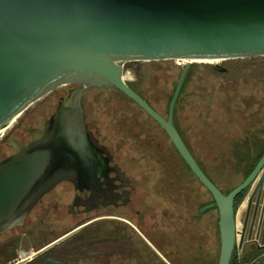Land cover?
I'll return each instance as SVG.
<instances>
[{"label": "water", "instance_id": "1", "mask_svg": "<svg viewBox=\"0 0 264 264\" xmlns=\"http://www.w3.org/2000/svg\"><path fill=\"white\" fill-rule=\"evenodd\" d=\"M254 56H264V0H0V153L7 149L2 139L8 129L20 120L41 119L65 85L77 84L64 104L31 130L28 142L17 143L0 160V235L21 225L58 182L82 188L98 179L108 163L86 129L82 95L89 88H115L161 125L210 192L213 202L200 211L217 206V264H229L236 234L234 198L259 175L258 182L264 181V154L224 193L183 143L173 110L191 63L216 65L212 61ZM166 59L185 62L165 119L127 84L123 68L128 61ZM42 264L84 263L48 258Z\"/></svg>", "mask_w": 264, "mask_h": 264}, {"label": "flooded vegetation", "instance_id": "2", "mask_svg": "<svg viewBox=\"0 0 264 264\" xmlns=\"http://www.w3.org/2000/svg\"><path fill=\"white\" fill-rule=\"evenodd\" d=\"M226 60L231 59L216 61V65H212L210 62H199L211 67V73L214 75L213 84L217 87L216 91L209 95L205 92L201 94L200 100L202 102L197 103L195 116L187 112L182 119L174 118L173 110L172 119L173 125L198 166L220 190L222 188L212 176L211 169L207 167L208 164L201 162V158L208 156L216 158V155H211V153L221 152L222 141L224 140L231 142L229 146L231 157H234V145L237 142L264 141V102L260 104L256 102L255 104H258V106L254 108L251 100L253 93L248 92L252 89L254 81L264 86V74L255 72L257 73L255 77L253 71L250 70V72L241 75L242 72L236 70L239 68L236 65L221 63ZM185 79L183 83L186 81ZM76 86L77 84L65 85L58 92L53 103L44 108L46 110L50 107L41 119L36 120L33 118L32 122L24 123L20 120L10 130L8 129L4 134L5 137L3 136L5 139H2L7 149L0 153V160L8 156L17 143L25 144L28 142L32 136L31 130L45 122L53 114L59 102L64 104V100L69 97ZM244 89L247 92H244ZM219 92L223 94V98L220 100L221 104L218 103L215 106V102H212L210 98L214 94L219 97ZM83 95L82 108L86 129L94 144L101 150L108 165L102 169L98 179L93 180L87 187L75 188L74 184L67 180L58 182L32 207L21 225L0 235L9 233V237L0 243V248H9V254L13 253L12 255H14L13 251L16 249L15 242L17 240H19L17 248L19 251L36 244V242L39 245L46 234L42 222L45 209L52 202L55 207L67 202L66 214L68 218L85 219V222L95 218L87 224L94 222L96 224L88 227L86 236L79 237V240L64 249L66 253H70L65 261L57 259L58 261L100 264L94 262L93 255L90 254L88 247L95 238H103L104 240L119 239L125 246L127 245L128 250L121 257L123 264H214L218 262L220 254L218 208L214 205L200 211L203 206L213 202V198L182 159L161 125L149 115V125L146 129L140 126L138 118L126 119L125 122L119 120V128L126 131L127 136L124 135L125 140L115 142L108 133L102 134L103 128H100L98 120L94 117L95 115L93 116L95 111L92 105L89 104L88 106L84 102ZM203 99H206V102ZM190 105V102L186 103V107H190ZM150 106L163 118H167L168 108L165 113L164 110L162 111L154 104H150ZM260 115H262V118H259ZM207 133L211 135L212 139V142L208 145L207 142L205 143ZM148 139L150 145L146 143L147 145L144 146L142 152L149 153V159L144 162V165L137 164L133 157L134 153H139L140 148L143 147L141 144L148 141ZM163 142H166L164 145L167 146L168 144L169 148V154L166 153L165 157L176 156L178 159L173 164L169 158L166 170L162 166L153 165V160L158 161L157 158H164L161 151V143ZM115 144H119L125 149L120 150V152ZM9 147L11 148L10 152ZM211 148H213L212 151ZM243 164L237 165L234 162L233 165V171L241 174L239 181L243 180ZM218 166L219 162L214 160V169ZM215 171L214 173H218ZM261 173L264 174V169ZM190 174L194 176L196 181H187ZM259 176L246 187L249 195L245 199L246 192L239 202L240 204L242 200H246V203L243 204L244 207L238 209L239 204L237 206L233 205L236 234L231 257L236 254L241 264H244L240 259L245 252L253 255L251 261L246 264L256 262L264 264V260H262L264 259V181L259 183ZM59 186H62L58 190L59 195L55 194L56 196H53L52 192ZM206 192L210 196L209 200H205ZM61 195L66 196L67 199L61 200ZM45 201L48 205H45ZM242 208L243 217L241 218ZM31 216L33 220H40L38 223H41L36 232L34 230L30 231L29 227L23 228ZM113 220H119V230L108 226L102 228L101 222H111ZM82 223L84 221L68 228L53 240L78 226L81 228ZM79 231L69 235L68 238ZM32 234H36L37 240L31 239ZM41 248L39 246L36 251ZM36 251L33 250L32 253ZM46 251L37 253L28 259L29 264H39L45 258ZM20 253L24 254L23 251ZM108 261L111 262L110 259Z\"/></svg>", "mask_w": 264, "mask_h": 264}, {"label": "rangeland", "instance_id": "3", "mask_svg": "<svg viewBox=\"0 0 264 264\" xmlns=\"http://www.w3.org/2000/svg\"><path fill=\"white\" fill-rule=\"evenodd\" d=\"M184 62L185 61L177 60V59L128 61L124 64V68H123V74L126 75V78L124 80L128 84L133 85L135 89L143 96V98H145L150 104H154L162 111L164 110L166 113V105L168 98L171 94L173 87L175 86L179 72L183 67ZM221 63L222 64L226 63L225 65L231 64L232 66L236 65L237 67H239L236 70H241L242 72L241 75H244L248 71L250 72V70L253 71L255 77L257 76V73L255 72H258L259 74H264V57H249L244 59L237 58V59L226 60ZM189 69L191 70V74L188 79V82L186 83L181 99L177 105L176 117L178 119H182L187 112H190L191 114L194 115L196 112L195 107L197 103L202 102L200 100L201 94H203L204 92L206 94L208 93V95L212 94V92L216 91L215 89L217 88L213 84L214 75L213 73H211V67L203 63L201 64L199 62H193L191 63ZM257 84L259 85L257 86ZM261 85L262 84H260L259 82L254 81V83L252 84V89L248 91L250 93H253V95H251L252 96L251 100L254 108H257L256 106H258V104H255L256 102H258L259 104L261 102H264V86ZM243 91L247 92L246 89H244ZM222 95L223 94L222 93L220 94L219 92V97H217L216 94H214L213 97L210 98L212 102L213 101L215 102V106L218 105V103L221 104L220 100L223 98ZM83 99L88 106L89 104L92 105V108L95 111L93 116L95 115L94 117L98 120V124L100 128H103L102 134L108 133L110 138L115 142L125 140L124 135L127 136V134H125L126 131L119 128L120 127V122H118L119 120H124L125 122L126 119L133 120L135 118H138L139 120L138 122L140 123V126L142 128L146 129V127H148L149 125L148 119H150V117L135 102H133L123 93H121L120 91L114 88H89L85 90ZM203 101L206 102V99L205 100L203 99ZM187 102H190L192 107L191 105L190 107L188 106L186 107ZM185 107H186V111H185ZM259 118H262V115H260ZM180 123L182 124V122ZM105 130H107L108 132H106ZM206 142L207 145L212 142L211 135H209L208 133L206 135L205 143ZM146 143L150 145L149 139L148 141L141 144V146L143 147L140 148L141 151H139V153H134L133 157L135 158L137 164L144 165V162L149 159V153L142 152L144 151V146L147 145ZM165 143L166 142L161 143L162 145L161 151L163 152L162 154L164 158H157L158 161H156V159L153 160V165L162 166L164 170H166V167L169 164V158L170 160H172L173 164L174 162L176 163L178 161L176 156L175 157L171 156L169 158L165 157L166 153H168L169 150L168 144L166 146L164 145ZM230 143H231L230 141L228 142L225 140L222 141L221 152L216 151L214 153H211V155L214 156L216 155V158L214 157L212 158L211 156H208L201 158L202 161L200 160L202 163L204 162L208 164L207 167L211 169L212 176L214 177L218 185L222 188V190H228L234 185H236L239 182L241 176L239 172L233 171L235 157L233 156L231 157L232 154L229 149ZM116 146L119 148L118 151L125 149V147L121 145L119 146V144ZM169 147H170V143H169ZM212 149L213 148H211V151ZM130 151H132V149H130ZM214 160L216 162H219V166L216 169H214ZM214 170H216L215 172L218 173H214ZM187 181L193 182L196 180L194 176L190 174ZM61 187L62 186H59L57 189H55L52 192V195L54 194L53 196H56L55 194H58V190L61 189ZM246 192L247 191H245V193ZM248 195H249V191L245 195V199L247 198L246 196ZM60 198L61 200L67 199L66 196L64 195H61ZM209 199L210 196L208 192H206L205 200H209ZM66 203L64 204L61 203L57 207H55L53 202L50 203L49 205L46 202L45 205L48 206L45 209V214L42 215V222L44 224V228L46 231L44 240L40 242L38 241L39 245H37L36 242V244H33L32 246L29 247H25L24 250H20V251L19 249H17L19 242V240H17L15 242L16 249L15 251H13L14 255H12L13 253L9 254V248L6 247L0 248V264H29L28 262L29 258L26 257H29L33 252V250L36 251L37 248H39V246L43 247L45 244L51 243L50 241L53 240V238H56L57 236H59V234H61L68 228L75 226L77 223L81 221H84V223L81 224L82 227L79 228L78 230L96 224V222L87 224L92 222L95 218H91L89 221L86 222L85 219L77 220V219L68 218L66 214ZM244 203H246V200L245 201L242 200V202L238 205V209H240V207H244L243 206ZM32 216L29 218V220L26 222V226H24L23 228L29 227L30 231L34 230V232H36L39 224L41 223H38V221L40 220H33ZM242 217H243V208L241 210V218ZM118 221L119 220H113L111 222H101L100 224L102 225V228L108 226L110 228H115L119 230ZM78 230H76L75 232H77ZM35 235L36 234H32L30 236L31 239L37 240ZM8 237H9V233L0 236V243ZM68 237L69 236L54 243L52 246L48 248L53 247L54 250L60 251L62 249L68 248L72 243L79 240L77 234L69 238L68 240L63 241ZM206 248L208 249V247ZM88 250L89 252H91L90 254L93 255L94 262L100 264H119L122 261L121 257H123V254L126 253L128 248L127 245L125 246L119 239L104 240L103 238H98V239L95 238L92 244L89 245ZM22 251L24 252V254L20 253ZM200 251H201V246H200ZM109 259L111 260V262L108 261ZM121 264H123V262H121ZM254 264H259V262H256Z\"/></svg>", "mask_w": 264, "mask_h": 264}, {"label": "trees", "instance_id": "4", "mask_svg": "<svg viewBox=\"0 0 264 264\" xmlns=\"http://www.w3.org/2000/svg\"><path fill=\"white\" fill-rule=\"evenodd\" d=\"M202 64V63H201ZM180 73V72H179ZM190 74H191V70L188 69L187 71V75H186V81L183 83L181 89H180V92H179V95H178V98L176 100V103H175V107H174V118H176V112H177V105H178V102L180 101L181 99V96H182V93L184 91V88L186 86V82L188 80V78L190 77ZM128 84V83H127ZM176 84V83H175ZM133 90H135L139 95H141L133 85L131 84H128ZM175 87V86H174ZM174 87L171 91V94L168 98V101H167V105H166V109L168 108V104H169V101H170V98L172 96V93L174 91ZM115 89V88H114ZM117 90V89H116ZM119 91V90H118ZM122 93V92H121ZM125 95V94H124ZM126 96V95H125ZM142 96V95H141ZM143 97V96H142ZM129 98V97H128ZM130 99V98H129ZM145 99V98H144ZM146 100V99H145ZM133 101V100H132ZM147 101V100H146ZM134 102V101H133ZM148 102V101H147ZM234 157H235V163L237 165H241L243 164L244 162V171L242 173V179H244L249 173L250 171L252 170V168L254 167V165L256 164V162L258 161V159L260 158V156L262 155V153H264V141H240V142H237L235 143L234 145ZM252 153V155H251ZM241 179V180H242ZM241 181H239L238 183H240ZM237 183V184H238ZM236 186V185H234ZM233 186V187H234ZM233 187H231L230 189L228 190H222V192L224 193H228ZM245 191H247V188H244L242 191H240L234 198V203L233 205L234 206H237L240 202V200L242 199V197L244 196L245 194ZM83 222V221H82ZM81 222L77 223V224H80ZM88 230V227L87 228H83L82 230H80L77 234H78V237H81V236H86V232ZM75 234V235H77ZM73 237V236H72ZM71 238V237H70ZM69 239V238H68ZM67 239V240H68ZM66 241V240H65ZM66 249V248H65ZM63 251H56L54 250L53 248H49L47 249L46 253H45V258L44 259H47V258H52V259H59V260H64L67 259V255L70 254V253H66V251L64 249H62ZM256 252V251H254ZM235 253V252H234ZM253 254H256V253H253ZM253 258V255H250L249 253H246L241 257L240 261L243 262L244 264H246L247 262H250L251 259ZM43 259V260H44ZM43 260H41V262H39V264H42L43 263ZM214 264H217L214 263ZM229 264H241L239 263L237 257H236V254H233V256L231 257L230 261H229Z\"/></svg>", "mask_w": 264, "mask_h": 264}, {"label": "bare ground", "instance_id": "5", "mask_svg": "<svg viewBox=\"0 0 264 264\" xmlns=\"http://www.w3.org/2000/svg\"><path fill=\"white\" fill-rule=\"evenodd\" d=\"M182 61H185V60H182ZM219 61V60H218ZM206 62V61H205ZM212 62H216V61H212ZM123 78L125 79L126 78V75L123 74Z\"/></svg>", "mask_w": 264, "mask_h": 264}]
</instances>
